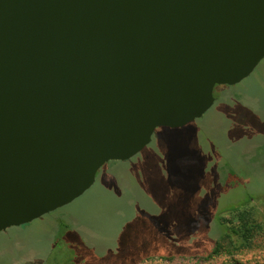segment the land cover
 <instances>
[{"label": "water", "instance_id": "water-1", "mask_svg": "<svg viewBox=\"0 0 264 264\" xmlns=\"http://www.w3.org/2000/svg\"><path fill=\"white\" fill-rule=\"evenodd\" d=\"M263 59L264 0H0V233L202 118Z\"/></svg>", "mask_w": 264, "mask_h": 264}, {"label": "rangeland", "instance_id": "rangeland-1", "mask_svg": "<svg viewBox=\"0 0 264 264\" xmlns=\"http://www.w3.org/2000/svg\"><path fill=\"white\" fill-rule=\"evenodd\" d=\"M222 88L214 89V106L195 124L156 129L139 155L103 166L71 204L1 232L0 264L36 258L45 264H264V59L247 79ZM186 195L212 196L208 242L219 235L216 215L228 220L227 208L248 210L262 227L252 248L206 262H140L173 253L172 240L194 241L204 228L201 210L191 222L197 231L185 235L181 212L197 204H184ZM164 230L170 237L159 235Z\"/></svg>", "mask_w": 264, "mask_h": 264}, {"label": "trees", "instance_id": "trees-1", "mask_svg": "<svg viewBox=\"0 0 264 264\" xmlns=\"http://www.w3.org/2000/svg\"><path fill=\"white\" fill-rule=\"evenodd\" d=\"M223 89V88H222ZM200 186L198 190H200ZM184 198V204L197 203L195 207L191 210H182L181 217L183 218L184 226H181L184 229L185 235H194L193 233L197 231L196 226L191 225L194 218L198 216L199 212L202 210L205 214L206 224L204 225L205 230H198L199 233H195L194 241L187 240L182 237L180 240L182 242H175L172 240L170 246L173 248V253H170L166 256H150L143 259L144 260H153L159 259L164 261H172L174 259H197L201 261H209L211 259L220 258V257H233L243 251L250 250L252 248V242L256 235H258L262 227L255 221L251 213L248 210H243V206H233L227 208L229 211L230 219L226 220L225 218L216 215L214 219V230L219 229V235L213 237V240L208 242L205 239V233L207 232L209 224L207 223L210 220L212 213L211 210L214 208V202L212 196H204L196 198V196L186 195ZM198 212V213H196ZM191 225V226H190ZM199 229V228H198ZM201 229V228H200ZM195 230V231H194ZM218 232V231H217ZM159 235L170 237L171 231L164 230L159 232ZM212 243V244H211ZM202 251V252H201ZM139 262V263H140ZM24 264H45V262L36 258L30 262H25Z\"/></svg>", "mask_w": 264, "mask_h": 264}, {"label": "flooded vegetation", "instance_id": "flooded-vegetation-1", "mask_svg": "<svg viewBox=\"0 0 264 264\" xmlns=\"http://www.w3.org/2000/svg\"><path fill=\"white\" fill-rule=\"evenodd\" d=\"M217 87H220V86H217ZM221 87H223V89H224V87H228V86H221ZM232 87H233V86H232ZM215 88H216V87H215ZM215 88H214V89H215ZM214 100H215V98H214ZM217 100H218V99H217ZM217 100H216V102H217ZM214 103H215V101H214ZM213 106H214V104H213ZM213 106H212V107H213ZM212 107H211V108H212ZM208 111H209V110H208ZM208 111H207V112H208ZM207 112H206V113H207ZM206 113H205V114H206ZM205 114H204V115H205ZM204 115H203V116H204ZM203 116H202V117H203ZM200 119H201V118H200ZM198 120H199V119H198ZM195 121H197V120H195ZM195 121H194L193 123H191V124H192V125L195 124ZM191 124H188V125H186V126H184V127H182V128L170 129V130H182V129L188 127V126L191 125ZM193 127H194V126H193ZM167 129H169V128H167ZM151 139H152V138H151ZM149 144H150V143H149ZM144 149H145V148H144ZM138 155H139V154H138ZM135 157H136V156H135ZM135 157H134V158H135ZM132 159H133V158H132ZM132 159H130V160H128V161H125V162H129V161H131ZM109 163H110V162H109ZM114 163H116V162H114Z\"/></svg>", "mask_w": 264, "mask_h": 264}]
</instances>
